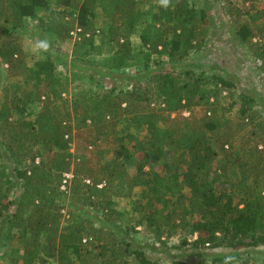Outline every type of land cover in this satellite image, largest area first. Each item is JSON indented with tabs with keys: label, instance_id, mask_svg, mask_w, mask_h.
Instances as JSON below:
<instances>
[{
	"label": "trees",
	"instance_id": "obj_1",
	"mask_svg": "<svg viewBox=\"0 0 264 264\" xmlns=\"http://www.w3.org/2000/svg\"><path fill=\"white\" fill-rule=\"evenodd\" d=\"M5 1L0 8V66L41 85L34 95L25 92V99L6 95L0 106V161L7 157L22 166L12 173L21 185L17 201L0 185V256L4 261L158 264L150 252L172 248L169 241L174 233L183 238L182 248L196 258L194 264H209L210 259L211 264H234L244 251L249 256L250 250L264 247V98L257 92L241 91L245 103L233 117L237 104H221L218 86L235 89V83L222 74L197 70L199 63L188 64L212 37L209 7L197 8L188 0H168L167 4L162 0H58L62 9L53 11L47 0ZM245 1H252L249 11L231 6L228 23L234 39L249 49L257 70L264 74V9L255 5L257 0ZM99 7L111 18L120 16L123 28L119 32L111 23L108 31L96 29ZM39 10L49 12V22L39 19L35 29L45 28L62 44L74 39L75 22L84 30L79 48L94 46L98 32H108L115 49L112 69L117 74L102 71L93 61L94 68L89 70L76 64L77 59L72 63L76 77L101 85L99 98L91 96V89L74 93L71 106L63 98L73 82L71 74L59 73L60 67H68L62 53L69 49L52 46L46 59L35 58L33 67L29 66V53L23 48L25 20L35 18ZM144 22L141 42L159 59L152 60L154 70L146 63L145 70L138 67L132 73L131 37ZM37 35L42 37V33ZM100 73L112 80L131 79L133 88L117 91L112 87L108 92L115 94L113 99L102 100L105 86L97 78ZM141 83L160 88L152 97L147 90L139 95ZM42 97L45 101L33 121L26 119L29 100L41 102ZM154 98L168 112L169 123L163 129L148 121L145 136H129L128 145L114 138L111 153L97 151L98 159L104 161L99 169L91 166L86 153L72 151L76 137L86 129L96 135L90 146L109 139L123 124L125 133L129 132L139 123L131 115L134 107L140 102L150 105ZM202 102L206 112L197 117L192 111ZM179 111L191 115L172 119ZM239 118L250 131L244 143L235 147L233 140L241 132L235 128ZM130 166L135 167L134 173ZM233 168H237L236 179L230 175ZM67 174L72 177L68 179ZM136 187L143 188L135 205L139 220L125 228L116 200L131 198ZM137 226L144 232L137 231ZM171 264L187 263L176 260Z\"/></svg>",
	"mask_w": 264,
	"mask_h": 264
},
{
	"label": "rangeland",
	"instance_id": "obj_2",
	"mask_svg": "<svg viewBox=\"0 0 264 264\" xmlns=\"http://www.w3.org/2000/svg\"><path fill=\"white\" fill-rule=\"evenodd\" d=\"M50 8L53 11H57L62 9L58 5V0H47ZM189 5L194 7H209L210 8V15L213 20V27H212V37L208 40L205 45L203 51L197 55L195 59L189 61L188 64L193 65L192 63H199V68L196 67L197 70L205 69V72L208 75L211 74H222L228 79H231L236 88H224L218 86L220 89L219 93V102L221 104L227 105L230 107L232 104L236 103L233 110V117H237L239 110L241 109V104H244V100L242 101L241 91H249V92H257L262 95L264 98V74L260 73L257 70L258 63L251 57L249 49L245 47V45L238 42V39H234L233 34L231 33V26L228 23V15L229 8L232 6L233 8H238L242 12H247L251 8L252 1H245V0H188ZM6 3L5 0H0V8L4 6ZM255 5L259 9H264V0H257ZM143 11H145L144 17L147 19L146 16L148 13L147 4L144 6ZM231 11V9H230ZM97 19H96V29L105 28L111 23L114 25V31L119 32L120 29L123 28V21L120 19V16H115V18H111V16L107 15L101 7H99L97 11ZM232 13V11H231ZM121 15V14H120ZM49 17V12L44 10H39L36 13V17L32 19L25 20V27L24 31L26 33L25 39H23V48L26 52L29 53L30 61L27 63L32 68L35 58L46 59L47 53L50 52L49 50L53 46L55 49L57 48H64L69 49L70 51H64L62 54L64 55L68 67L67 69L60 67L59 73L64 75V73L71 74L69 75L71 78L73 77V82L69 85V88H66V91L63 95V98L70 103L73 104V100L76 99L74 93H78V95L87 92H91V96L95 99L99 98L101 95V85H97L95 81H90L87 77L79 76L76 77L72 70V63L74 60L77 59L78 62L75 61L76 64L83 67L85 70H89L88 68L92 67V61L95 65H98L102 68V71H107L108 73L117 74L113 68L112 60L114 59V51L113 44L110 43V37L107 31L104 34H100L98 32L97 36L94 40V46H90L88 44H84L83 47L79 48L78 44L82 42V37L79 39V35H83L84 30L79 28L77 22L73 23L74 28V39L71 42L62 44V41L56 37V35L48 34L45 32V28L38 30L35 29L38 20L42 19L47 22V18ZM67 22L72 25V20L67 18ZM145 23H142V26L137 29L135 34L132 35L131 41L134 45V58H135V67L131 71L135 73V68L141 69L142 71L145 70V64L148 63L150 68L154 70L156 68L153 65L152 60L159 59L158 56H154L150 54V51L147 46H144L141 42L140 35L142 30H144ZM99 31V30H98ZM37 32L42 33V37L40 38L37 35ZM84 39V37H83ZM47 45V47H42V45ZM163 58V63H168L166 57ZM90 62V63H86ZM87 67V68H86ZM168 69V65L165 67ZM111 70V71H110ZM113 71V72H112ZM90 73L94 74V70H91ZM101 74V73H100ZM139 74H135V76ZM145 74H142L143 76ZM117 76V75H116ZM99 80H102L104 84L105 93L102 96V100H110L113 99L114 93H109L110 88H115L117 91L119 90H131L133 85L131 84V79H118L114 77L113 80L111 78H106L104 75L97 76ZM40 83L38 82H28L25 79V76L15 75L11 72L8 67L0 66V106L3 104V101L6 95L9 96L10 99L16 98L21 99L25 95V92L35 94L39 90ZM42 87V91L46 92L47 89ZM157 87L155 85H151L147 87L145 83H141V87H137V93L139 95H143L147 90L148 97H152L153 94L156 93ZM160 88V87H158ZM207 89H210V85L206 86ZM17 89H21V92L17 91ZM98 90L95 93L94 90ZM41 91V92H42ZM88 93V92H87ZM144 98V97H143ZM25 99V98H23ZM45 97H42L41 102L33 101L31 98L30 105L28 111L25 113L24 117L28 120L33 121L35 116L37 115L39 109L42 107V102H44ZM22 101V100H21ZM213 101V99L211 100ZM239 104V105H238ZM134 105V104H133ZM71 106V104L69 105ZM125 106V105H124ZM161 107H164L161 105ZM207 105L204 102L201 105L196 106L193 108L192 114L196 115L197 117H202L206 112ZM132 116H137L139 119V123L137 126L133 125L130 127V131L125 133V125L116 127L119 129L116 134L110 136L109 139H99L97 141L96 146H90L89 141L95 140L96 135L94 131L91 129H86L82 131V134L77 136L72 151L78 150L81 153H86L89 156L91 166L99 169L100 164L104 161L98 159L97 151H105L111 153V149L114 147V138H122L124 140V145H128V140H126L129 136L133 134H141V136H145V130L147 127L148 121H153L157 127L163 129L167 126V115L168 112L164 111V109L160 108L159 101L154 98L153 102L148 105L146 102L138 103L134 109ZM191 113L188 111H179L172 115V119H177L178 117H190ZM15 118V117H14ZM246 123V121H245ZM241 118L235 123V128L240 129L237 135L239 138H235L233 142L235 143V147L241 146L240 142L244 143L246 135L250 131V127H243ZM242 143V145H243ZM130 146V145H129ZM109 157V155H108ZM217 161H214L216 165ZM22 168V166L18 163L13 161L12 159H8L7 157L3 158L0 161V185L5 186L10 190V198L15 199L14 201L18 200V195L21 192V185L20 182L15 179L12 175L16 168ZM131 173H134L135 167H129ZM237 168H233L230 175H232L233 179L237 178V174L233 173ZM66 177L69 179L72 177V174H67ZM66 187L64 186L63 189ZM143 192L142 187H136L132 193L131 198H119L116 200V207L119 211L124 214L122 219L123 226L133 227L137 220H139V214L135 210L136 203L140 200L141 194ZM17 198V199H16ZM69 199V198H68ZM67 210L64 209L62 213H66ZM64 222V219H62ZM137 231L144 232V228L141 226H137ZM8 233L11 234V228H9ZM149 235V234H147ZM183 238L179 237L178 233H174L169 241V246L172 247L166 250L160 251H152L150 254L153 258H158V264H171L172 261H184L187 264H194V261H197L196 258L191 256L190 250H184L182 247L184 245L181 244ZM157 248L161 249L159 245ZM220 251V250H217ZM209 252V251H207ZM244 253V254H243ZM243 258L241 260H236L234 264H264V247H259L254 250L249 251V256L246 254L247 252L244 251ZM251 257V258H249ZM211 264V259L207 261ZM8 264V262L4 261L3 256H0V264ZM10 264H17V263H10ZM51 264H60L57 261H51ZM77 264V263H76Z\"/></svg>",
	"mask_w": 264,
	"mask_h": 264
},
{
	"label": "clouds",
	"instance_id": "obj_3",
	"mask_svg": "<svg viewBox=\"0 0 264 264\" xmlns=\"http://www.w3.org/2000/svg\"><path fill=\"white\" fill-rule=\"evenodd\" d=\"M162 2L164 3V4H167V2H168V0H162ZM42 47H47V45L45 44V45H42Z\"/></svg>",
	"mask_w": 264,
	"mask_h": 264
}]
</instances>
